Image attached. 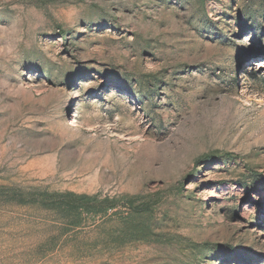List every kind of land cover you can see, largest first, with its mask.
<instances>
[{"label":"rangeland","instance_id":"rangeland-1","mask_svg":"<svg viewBox=\"0 0 264 264\" xmlns=\"http://www.w3.org/2000/svg\"><path fill=\"white\" fill-rule=\"evenodd\" d=\"M0 264H264V0H0Z\"/></svg>","mask_w":264,"mask_h":264},{"label":"trees","instance_id":"trees-1","mask_svg":"<svg viewBox=\"0 0 264 264\" xmlns=\"http://www.w3.org/2000/svg\"><path fill=\"white\" fill-rule=\"evenodd\" d=\"M34 202L43 205L46 208L65 211L64 213H73V216L79 215V224L82 215L88 217H101L117 208V200L114 198L105 197L99 199L97 196L76 195L73 193L65 194H48L43 193L37 197ZM134 199L125 198L124 206L129 209L130 217L139 214V209L133 206ZM141 210L142 207H141Z\"/></svg>","mask_w":264,"mask_h":264}]
</instances>
